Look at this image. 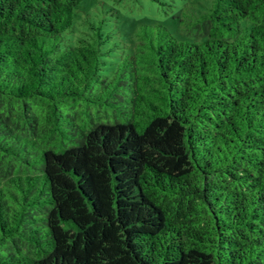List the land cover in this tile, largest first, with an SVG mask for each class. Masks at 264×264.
Returning <instances> with one entry per match:
<instances>
[{
    "label": "trees",
    "instance_id": "1",
    "mask_svg": "<svg viewBox=\"0 0 264 264\" xmlns=\"http://www.w3.org/2000/svg\"><path fill=\"white\" fill-rule=\"evenodd\" d=\"M119 17L0 0V264H264V0Z\"/></svg>",
    "mask_w": 264,
    "mask_h": 264
},
{
    "label": "rangeland",
    "instance_id": "2",
    "mask_svg": "<svg viewBox=\"0 0 264 264\" xmlns=\"http://www.w3.org/2000/svg\"><path fill=\"white\" fill-rule=\"evenodd\" d=\"M108 7H113L120 13L119 25L122 37L131 42L135 30L142 23H162L178 38H193L188 34L186 25L179 19H184L187 23L191 13H200L208 10L212 0H162L161 4L155 0H101ZM84 1L79 9V15H84V11L89 7L90 12L95 14L93 1L86 3ZM99 5V4H98ZM93 14V15H95ZM83 28V27H82ZM110 65V64H109ZM112 65V64H111Z\"/></svg>",
    "mask_w": 264,
    "mask_h": 264
}]
</instances>
